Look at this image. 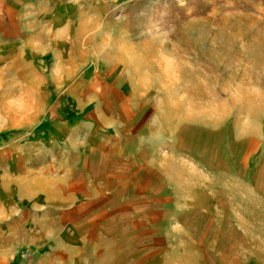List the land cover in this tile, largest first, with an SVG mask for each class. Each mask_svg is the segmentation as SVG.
Here are the masks:
<instances>
[{"label": "crops", "instance_id": "0c3cea01", "mask_svg": "<svg viewBox=\"0 0 264 264\" xmlns=\"http://www.w3.org/2000/svg\"><path fill=\"white\" fill-rule=\"evenodd\" d=\"M23 7L66 28L74 0H0L2 26L9 9ZM131 43L90 62L82 47L77 82L68 77L73 63L58 67L63 56L51 50L36 160L13 166L34 190L7 193L13 216L44 241L60 235L53 249L67 264H87L92 253L103 264L122 243L161 251L163 263L176 251L190 264H264L263 122L251 124L246 113L235 130L226 99L212 91L202 99L183 83L200 67L194 57ZM41 245L18 244L12 258L30 248L36 260Z\"/></svg>", "mask_w": 264, "mask_h": 264}, {"label": "rangeland", "instance_id": "374dc122", "mask_svg": "<svg viewBox=\"0 0 264 264\" xmlns=\"http://www.w3.org/2000/svg\"><path fill=\"white\" fill-rule=\"evenodd\" d=\"M6 14L0 11V264H67L64 251L53 249L60 247L61 236L44 241L45 236L27 232L19 214L13 216L7 195L11 191L16 197L31 196L34 190L23 185L13 166L36 160L32 136L46 113L43 105L54 78L52 49L63 56L58 67L73 63L68 77L74 82L79 81L86 55L82 47H88L89 62L97 54L112 56L122 40L141 52L166 47L189 54L200 64L194 75L182 79L190 90L195 85L202 99L209 91L226 99L235 130L246 113L251 124H264V0H74L66 28L27 7L9 9L8 26L3 27ZM64 34L71 40L61 39ZM49 126L43 121V128ZM34 241L42 243L36 260L38 252L30 248L12 258V247ZM132 246L122 243L103 264H190L176 251L167 253L163 263L156 258L161 251H136ZM92 254L87 264H102Z\"/></svg>", "mask_w": 264, "mask_h": 264}]
</instances>
